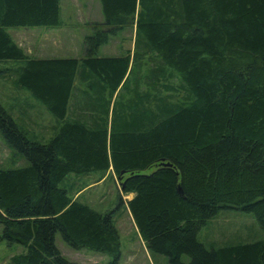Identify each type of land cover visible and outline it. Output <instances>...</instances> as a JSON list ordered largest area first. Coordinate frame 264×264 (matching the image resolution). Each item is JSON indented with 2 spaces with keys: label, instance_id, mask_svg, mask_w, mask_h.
Here are the masks:
<instances>
[{
  "label": "trees",
  "instance_id": "16d2710c",
  "mask_svg": "<svg viewBox=\"0 0 264 264\" xmlns=\"http://www.w3.org/2000/svg\"><path fill=\"white\" fill-rule=\"evenodd\" d=\"M97 1L102 22L83 36L80 58H30L6 29L59 26V0H0V61L20 62L4 70L59 124L42 142L0 103L2 142L25 160L0 168V239L24 249L7 264H75L56 232L116 264L110 214L60 186L69 173L107 170L132 193L125 206L150 257L264 264V240L196 238L228 208L264 230V0ZM130 26L131 52L98 55Z\"/></svg>",
  "mask_w": 264,
  "mask_h": 264
},
{
  "label": "rangeland",
  "instance_id": "374dc122",
  "mask_svg": "<svg viewBox=\"0 0 264 264\" xmlns=\"http://www.w3.org/2000/svg\"><path fill=\"white\" fill-rule=\"evenodd\" d=\"M99 14L101 13L97 0H61V27L59 28L69 38L65 40L68 51L74 48L78 52L79 47H82L83 36L94 30L92 23L87 19H99ZM47 28L54 29L53 27ZM34 29H44V27H9L6 32L15 43L17 42L27 50L31 45L30 35L35 36L37 33L33 31ZM133 32V27L130 26L115 33L109 39L110 44L108 47L115 49L114 51L117 50L116 45L121 47L120 50L131 49ZM48 33L47 36L51 35L53 37L61 35L57 31ZM52 47L55 46L52 45ZM104 47L105 45H102L98 48V55H109L103 52ZM72 54L69 53V55ZM15 64L14 61L10 60L0 62V100L9 106L11 110H17L14 111L13 116H15L22 130L27 133L26 135L35 134L38 140L45 142L55 133L59 124L38 102L37 107L30 109L24 116L19 113L20 109L18 107L22 102L31 98L16 85L14 79H12L13 75L2 70L14 67ZM170 80L176 84L178 77H172ZM32 110L34 111L31 112ZM16 112L17 115H15ZM24 164L25 160L23 158L17 159L5 147L0 137V168ZM118 181L119 179L111 170L105 172L91 171L82 175L69 173L60 186H63L70 199L82 202L97 212L110 214L119 241V258L116 264H168L166 258L162 255L150 257L147 254L144 243L142 244L125 206L128 195L121 192ZM196 238L205 246H221L258 239L264 240V230L259 228L251 213L228 208L219 210L213 218L198 230ZM53 243L64 258L75 264H105L111 260V256L105 253L85 248L77 250L70 248L62 241L58 232L54 234ZM23 251L22 246L16 243H7L6 240L0 239V264H7L12 255ZM182 260L187 261L186 256H182Z\"/></svg>",
  "mask_w": 264,
  "mask_h": 264
},
{
  "label": "crops",
  "instance_id": "0c3cea01",
  "mask_svg": "<svg viewBox=\"0 0 264 264\" xmlns=\"http://www.w3.org/2000/svg\"><path fill=\"white\" fill-rule=\"evenodd\" d=\"M60 4H61V0H59V6H60ZM95 4L97 6L96 1H95ZM60 21H61V17H60ZM87 21H90L91 23H94V22H102V16H101V14H99V19H95L94 20V19H91L90 18V19H87ZM60 25L57 26V27H53L54 29H49L47 27H44V29H34L33 31H36L37 33H36L35 36H32V34L30 35L29 38L31 39V45H30V47L27 50H25L22 46H20L19 44H17V42H16V44L19 47H21L22 50H23V52L26 53V55H28V57H30V58H65V57L80 58L83 55V49H82V47L81 46L79 47L78 52H76L74 50V48L73 49H70L68 51L67 44H66L65 40H67L69 38H68L67 34H65L64 31H62L61 28H59V27H61ZM39 27H42V26H39ZM51 31H54V32L57 31L58 33H61V35H56L54 37L51 36V35L50 36H47L48 34H50L48 32H51ZM133 36H134V32H133ZM11 39H12V37H11ZM109 44H110L109 41L106 44H104L105 47L103 49V52L105 54H109V55H100V56H115V55L124 53L125 51L131 52L132 51V48H133V40H132V48L131 49H124V50L121 49L120 50L121 47H119V45H116V49L117 50L114 51L115 49H110L108 47ZM52 45H54L55 47L53 48ZM70 48H72V47H70ZM69 53H73V54L72 55H69ZM14 63H16L14 67H16V66H18L20 64V62H15V61H14ZM4 69H6V68H4ZM4 69H2V70H4ZM24 92H26V91H24ZM30 98L31 99H29L28 101L26 100V101L22 102V104L18 107L20 109L19 110V113H21L23 116H24L25 113H28L30 109H33V108H36L37 107V101L32 96H30ZM0 103L6 109L9 110L12 118L17 122V120L15 119V116H13L14 111H17V110H11L9 108V106H7L6 104H4L1 100H0ZM33 111L34 110H32L31 112H33ZM15 115H17V112L15 113ZM37 115H39V114H37ZM34 116H36V115H34ZM107 171H109V170H107ZM126 195H128L127 200L132 197V193H128ZM141 242L143 244V241L142 240H141Z\"/></svg>",
  "mask_w": 264,
  "mask_h": 264
},
{
  "label": "water",
  "instance_id": "95a60500",
  "mask_svg": "<svg viewBox=\"0 0 264 264\" xmlns=\"http://www.w3.org/2000/svg\"><path fill=\"white\" fill-rule=\"evenodd\" d=\"M163 165H167L166 163H162Z\"/></svg>",
  "mask_w": 264,
  "mask_h": 264
}]
</instances>
